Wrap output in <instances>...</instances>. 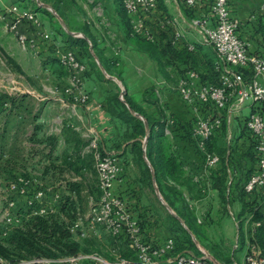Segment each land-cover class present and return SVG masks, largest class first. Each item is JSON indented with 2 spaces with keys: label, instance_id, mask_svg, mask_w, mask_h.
<instances>
[{
  "label": "built area",
  "instance_id": "built-area-1",
  "mask_svg": "<svg viewBox=\"0 0 264 264\" xmlns=\"http://www.w3.org/2000/svg\"><path fill=\"white\" fill-rule=\"evenodd\" d=\"M204 5L207 13L197 15L191 22V27L203 37V43L211 46L216 54V71L219 72V85H202L199 74L189 71L179 82L178 93L182 100L195 114L193 137L199 152L204 158L203 175L215 169L220 163V157L210 152L209 142L220 134L221 129L234 120L243 121V137L241 144L248 145V136L251 137L252 152L256 156V172L244 186L248 196L255 197L256 204L253 212L248 215L250 224V237L242 239L245 242L244 264H264V256L257 244L256 233L264 226V34L248 31V25L254 28L260 21L264 25V0L259 12L252 13L248 20L232 16L230 11L231 0H183V6L189 10L197 8L198 2ZM94 6L96 16L100 19V28L104 35L113 39L111 25L106 19L102 8L94 0H88ZM123 8L131 19L135 33L144 35L149 41H155V32L152 31L153 20L163 30L178 26L177 20H171L160 10L158 0H123ZM15 20L9 26L14 34L20 49L24 52L35 50V41L30 40L19 31L21 24H25L37 31V36L47 43V47L56 56L58 63L67 73L69 82L65 94L76 110L78 107L92 109V100L86 90V73L88 67L82 63L76 49L64 46L59 47L51 34L41 31L43 20L40 15L30 9L13 7L9 11ZM161 20V21H159ZM151 25V26H150ZM176 41L182 42V35L175 34ZM188 51L196 50L194 45L187 44ZM12 77V76H11ZM14 89H6L9 96L17 95ZM56 89L55 94L59 93ZM1 93V92H0ZM19 93V92H18ZM22 94V92H20ZM19 93V94H20ZM26 93V92H23ZM249 114L244 116V112ZM75 128V127H74ZM77 131H80L76 128ZM167 134H170L166 130ZM89 143L85 152H92L95 158V168L98 176V191L100 199L92 205L87 215L88 229H83L80 218L70 230L74 236L90 238L98 235L99 229H104L112 238L120 240L123 237L128 241L135 252L136 262L121 259L117 264H223L215 257L201 250L200 255L191 253L175 254V241L170 238L163 243H154L145 239L141 224L136 221L124 199L114 194V186L118 179L125 175V167L117 158L115 152H105L100 149L99 135L93 129H88L84 136ZM231 140L232 137L229 136ZM233 175V169L229 170ZM195 182H200L195 178ZM233 185L231 181L229 187ZM12 196H20L24 200V208L32 216L55 215L60 207L62 194L53 188H44L40 182L20 176L18 182L11 185ZM10 210L16 207L15 199L10 198ZM255 216L260 217L255 220ZM6 220L2 223L7 226V231L1 236L8 237L15 229L23 225L22 220L7 213ZM199 223H201L199 221ZM87 232V233H86ZM241 248V237L238 235L234 252ZM234 256V254H233ZM89 257L79 256L67 258L62 262L78 264L87 261ZM102 264H109L98 258H93ZM1 264H12L0 258ZM54 264L55 261L34 259L21 264ZM57 264V263H56ZM237 264V262H232Z\"/></svg>",
  "mask_w": 264,
  "mask_h": 264
},
{
  "label": "trees",
  "instance_id": "trees-1",
  "mask_svg": "<svg viewBox=\"0 0 264 264\" xmlns=\"http://www.w3.org/2000/svg\"><path fill=\"white\" fill-rule=\"evenodd\" d=\"M29 1L32 3L33 7H37L34 1ZM158 1L160 10L164 13L160 3L162 0ZM42 2L46 4L51 3L53 9L59 17L64 20L70 30L73 28L72 30H79L85 35H88L89 29L87 26H80V29H76L72 25L71 28V23H69L66 14L58 7L59 4H56L52 0H42ZM120 7L125 12L123 0H120ZM42 12L50 18V21L56 28V33L65 35L60 25L55 21L54 15L46 9H43ZM252 30H255L256 33L264 34L263 23L260 21L254 28L248 25V31ZM129 33L138 51L146 54L152 61L156 62L160 73L166 79H169L167 69L175 66L176 61L191 63V66L192 63L195 62V51H188L187 43L176 41L172 26H166L163 30L159 29L157 34L155 32L156 36L154 42L149 41L144 35L135 33L132 22H129ZM71 40V43H67L66 46L79 48L76 49V51L78 56L82 59V63H84V58L92 62L93 58L90 54L88 42L84 39L71 38ZM92 47L106 72L112 75L109 65L110 62L103 61V58L98 52L96 43L92 42ZM10 64H13L16 70L21 72V69L14 64V62H10ZM85 65L88 67L86 78L89 77L92 72L96 81L102 83L108 82L106 76L96 62L93 61L91 65ZM189 71L197 72L196 66H192L190 69L188 68L186 72L188 73ZM204 73L205 76L198 73L202 85H219V72L216 71L215 64L210 71L206 70ZM105 98L106 111L109 115L110 123L104 130L102 140L99 143L100 149L116 152L117 158L125 167L126 172L127 169L131 167L135 168L137 177L135 182L140 183L142 189L144 187L154 189V185L156 184L168 205L178 213L179 217L184 221L185 225L194 236H196L200 243H208V230L201 225L202 223L199 224L198 217H196L194 213V208L190 207V205L179 203L180 195H188L191 201H197L198 198L205 196L206 192L209 190L215 196L219 197V201L224 202L217 207L215 206L217 211H221L222 217L225 216L224 212L228 210L230 202L241 207L243 216L252 214L254 210L253 206L256 204V198L248 196L244 191L246 182L256 172V156L252 152L253 147L250 136H248V145L240 143L243 137V135H241L235 143L233 142L228 147L226 146L222 149L217 147L215 137L213 141L209 142L208 149L210 152L220 157L219 165L215 169L209 171L207 175H194V170H185L184 163L181 161L178 151L175 148L176 137L167 136L165 134V123L158 122L149 117L144 108L129 98L127 94L124 97L125 102H123L118 90L117 92L106 91ZM26 99L27 96H9L0 93V179L8 175L10 178L13 177L12 175L16 174L14 172L15 170H21L20 172H23L28 168L35 169L39 166V163L30 165L29 161H26L25 158V155L28 157H35L39 152L35 150L26 152L24 150L25 148L18 145L20 133L22 132L24 124L26 125L27 122L24 113L29 115L33 122L37 119V116L32 117L33 109L26 103ZM155 99L156 93L153 89L147 91L144 95L145 102L158 106V101ZM6 101L10 104L9 109H3L4 102ZM132 111L143 119L135 116ZM18 117L23 120H17ZM144 120L147 121L151 129L146 150L144 149L143 142L148 136V132ZM190 125L191 132L188 127V130L183 132V134L186 135L184 138L188 140L192 138L196 142L193 137L194 122L192 121ZM226 126L227 124L224 123L222 131ZM156 127H159L160 131L155 132ZM38 130L39 129L36 127V131ZM171 131L173 134L177 133L176 130L173 131L172 129ZM221 133L222 132H220V134ZM176 136L180 137L181 135ZM10 138L14 139V144L12 146H9ZM33 139L32 137L31 141H33ZM35 141L40 140L36 139ZM54 148L55 146H53V149ZM20 149H22V152ZM50 161V167L48 166L46 168L45 173L49 170H53L56 171L59 176H63L67 171H73V164H70V162H63L59 157ZM230 169H233L235 172L233 175L230 174ZM74 171L78 173L79 169H74ZM22 176L29 178V176ZM195 178H198L200 182H195ZM231 181L233 185L229 187ZM81 184V182H68L66 193L62 195L60 214L58 210L55 215L50 216L41 217L29 215V217L23 219V225L21 227L15 229L8 237H1L0 258L12 264L31 262L34 259L51 260L55 261L57 264H70L62 261L71 257L84 256V254L87 255L90 248L94 246L93 243L95 240L91 238V241L89 240L88 243L84 245L81 241L76 240L70 230L72 224H74L73 222L78 219V214L83 212ZM156 214L158 215V213ZM159 218L161 219L160 216ZM254 218L255 220L260 219L258 216ZM163 219L161 220L165 223L179 224L172 216ZM139 223L145 235V226L148 224L146 222ZM182 232L187 234L184 230ZM172 239L174 240V238ZM186 239L187 241L182 240L181 244H178V239L174 240L176 244L174 250L175 254L184 253L188 250L187 244H190L188 234L186 235ZM114 240L119 242L121 239ZM256 240L264 256V226L257 230ZM112 246H114V243ZM127 251V253L126 250L123 251L125 254L124 257L126 258L129 257L126 256V254H130L131 250L128 248ZM215 258L222 263L217 257ZM231 262L232 260L229 259L227 263L230 264Z\"/></svg>",
  "mask_w": 264,
  "mask_h": 264
},
{
  "label": "crops",
  "instance_id": "crops-1",
  "mask_svg": "<svg viewBox=\"0 0 264 264\" xmlns=\"http://www.w3.org/2000/svg\"><path fill=\"white\" fill-rule=\"evenodd\" d=\"M32 1L37 4L38 8L33 7L32 3L29 0H0L1 65L3 67H6L9 73V75L7 76H18L11 71L12 67L14 66L13 64H10V62H14V64H16L20 69L21 64L17 61V59L14 58L15 55L9 53V50L12 51L11 47L10 49L7 47V45L10 46V44L13 43L21 56L23 54V57H25L26 60L29 59L28 61L36 63L40 66V69L43 66V73L45 75L48 74L50 76L48 78L54 77V80L56 82L62 83L63 81V83L62 87L59 88L60 92L54 94L55 97H41L39 95H36L35 93H22L19 95H15L27 96L26 103L30 99H33L44 104L42 105V108L38 109L37 111L32 110V117L37 116V119L34 122L32 119L31 121L27 120L26 125L24 124L21 132L24 137L23 140L19 141L18 145L25 149L28 148L29 151L35 150L39 152V154L35 157H28L27 155H25L26 161H29L30 165H33L35 161L39 159V166L35 169L28 168L26 171H23L24 175L30 177L31 174H37L39 179L45 182H41V185L44 188H53L54 190L61 192V194L62 192H64L65 194L67 189L66 186L70 181L66 179L67 177L65 175L59 176L56 171L53 170H49L45 173L46 168L48 166L50 167V160L55 159L59 156V158H63L61 153L59 155L58 151H60V149L66 148L72 153V151H75L80 147L83 148L84 146H87L89 141L88 139H83V137L84 133H86L88 129H93L98 133L100 143L103 137L104 130L109 126L110 118L106 111L105 90L107 89H105L104 87L105 83L96 81L92 72L91 75L86 78V90H89L90 92L89 95L92 100V109L89 111L87 108L78 107L76 110H74L68 99V96L63 91V87L66 88V85H68L69 78H66V76L62 73H56L55 68H58V70H60L59 72L67 71L59 65L56 56L47 47V43L42 41L37 36V31L25 24L20 25L19 31L25 34L30 40L35 41V50L24 52L20 49L14 34L9 29V26L12 25L13 21L15 20L14 15L9 13L11 8L13 7L30 9L37 12L39 15H43V29H41V31H45L51 34L53 38H55L56 40L58 39V41L62 42L65 45L67 43H71V38L86 40L91 46V49H93L92 42L96 43L98 52L103 58V61L105 60L110 62V64H108L110 65L112 75H116V78L125 85L126 94L128 95V97L138 105L142 106L149 117L157 120L158 122L165 123V134L167 136L176 137L175 148L178 151L181 161L184 163L185 170H194L189 165L190 162H188L189 160L186 154L188 153V151L186 152V150H189L191 143L188 139L184 138V136L186 135L183 134L184 131L188 130V127L190 128L191 132L190 119H187L183 116V118L178 121L175 117L173 118V111L170 112L167 109L165 110L164 105L169 104L168 108L172 106L171 100L174 101L175 94H173V92L175 91H173L171 88L173 87V85H175V83H179L186 76V71L188 70V68L190 69V67L196 66L197 73L205 76L204 72H206V70L210 71L212 66L216 63V54L214 49L211 46L205 45L203 43L202 35L197 30L191 27V22L197 15L203 16L207 13L204 5H201L199 1L196 9L189 10L183 6V0L160 1L161 8L164 11L166 17L171 20L178 21V26L174 29L175 34H181L183 37L182 42L194 45L196 48L194 55L195 62L192 63V66L191 63H182L176 61L175 66L167 69L169 79H166L160 73L157 63L152 61L146 54L138 51L134 41L132 40V36L129 33V22L131 23V20L120 7V0H94L96 4L102 8L106 19H108L111 25V33L113 35V39H109L104 35V31L99 26L100 19L95 14L94 6L88 5V0H85V3L87 2V7L90 6V9L87 10L88 17L86 20V26L89 29L88 35H85L82 31L79 30H68L62 25H60V27L64 31L65 35L56 33L55 26H53V23L49 20V17L44 15V13L42 12L43 9H46L52 13V10L48 7L43 8L42 5L47 6V4L43 3L42 0ZM76 1L81 4L83 3V0ZM261 2L262 0H231V14L235 18L246 21L249 19L252 12H259L262 4ZM156 29L157 31H159L158 26H156V28L154 29L155 32ZM75 49L79 48L77 47ZM94 52L92 53L94 54ZM37 57L39 58L37 59ZM96 61L99 65L101 64L100 59L99 61L96 59ZM104 70H102V72L107 78L108 73L106 72V70ZM116 70L119 72L116 73ZM19 73L23 74L22 69ZM151 89H153L156 93L155 100L158 101V106L154 104H148L144 101L145 93ZM177 97L182 100L180 95H178ZM9 108V102H4L3 109ZM48 109H53V114L48 115ZM25 115L26 119H28L29 115ZM187 115L189 116V114ZM36 127L39 129L38 131H36ZM227 127L228 134L230 135V137H232L230 124H228ZM76 128L81 130L79 132L82 136L77 133ZM172 129L173 131H177V133H174L175 135L172 133ZM166 130H168L170 134H167ZM157 131H160L159 127L155 128V132ZM72 135L78 137L80 136L81 139L75 140L73 139ZM176 135L181 136L177 137ZM32 137L35 140L37 139L40 141H35L34 139L33 141H31ZM13 144L14 139L10 138L9 146H12ZM143 144L144 149L146 150L148 142L145 145L144 140ZM53 146H55L54 149ZM77 156L82 157L83 155H81L80 153ZM130 169H127V172L125 173L126 175L121 176L116 182L113 190L114 194L126 201V203L129 205L132 216L136 221L146 222L148 224L145 226V239L147 241L149 239V241L159 244L165 242L170 238H173V234L170 231V228L159 218L155 211H153L152 207L150 205H143L142 202L140 203L139 198L136 197L138 196V191L137 188L135 190L131 187V181L129 178L130 175L132 176V178L134 177L130 172ZM132 170L133 172H136L135 168H132ZM84 172V169H82L79 171V174H82ZM70 173H72V171ZM72 174L74 175V177H76V180H78L79 183L82 181L83 178L81 176L78 177L76 174ZM61 205L59 207V214L61 211ZM80 216L81 213L78 214V219L82 218ZM77 220L73 223H76ZM95 237L96 235H90V239H94ZM75 238L78 241V237L75 236ZM116 243L123 245V247L121 246V248L128 252L127 249L130 247L127 246L128 242L124 237Z\"/></svg>",
  "mask_w": 264,
  "mask_h": 264
},
{
  "label": "rangeland",
  "instance_id": "rangeland-1",
  "mask_svg": "<svg viewBox=\"0 0 264 264\" xmlns=\"http://www.w3.org/2000/svg\"><path fill=\"white\" fill-rule=\"evenodd\" d=\"M54 1L56 4H59L58 7L61 8V10L66 14L67 18L69 19V23L71 28L72 25L76 28V29H80V26H86V20L88 17V13L87 10L90 9V6L87 7L85 0H83V3H79L76 0H52ZM253 1V0H250ZM82 2V1H81ZM88 5H91L88 3ZM57 6V5H56ZM93 6V5H92ZM47 7L49 9H51L55 18V21L59 24L64 26L66 29L69 30V28L67 27V24L64 22V20L62 18L59 17V15L56 13V11L53 9L52 4H47ZM86 9H85V8ZM258 12V11H257ZM56 13V15L54 14ZM252 13H255L252 12ZM251 13V14H252ZM41 19H43V15H40ZM60 18V19H59ZM50 20V18H49ZM62 24H61V21ZM161 21V20H159ZM154 24L150 23L152 25V31H155L154 29L157 26V20L154 19L153 20ZM73 29V28H72ZM157 29H156V34H157ZM5 40V38H4ZM53 41H55V43H57V45H59V47H64L66 45H64L62 42L58 41V39L56 40L55 38H53ZM11 43V42H10ZM90 46V45H89ZM7 47L11 50H9L10 54L15 55L12 56L15 59H17V61L21 64V69L23 71V74H20L15 67H12V72H14L16 75H12L14 77H9L7 75H9L6 67H3L1 65L0 62V92L1 93H5L6 89H14L15 88V94L19 95L20 92H26V93H35L36 95H39L41 97H55L54 94L56 92V89L62 87V83H58L54 80V77L52 75L53 78H48L50 77L48 74H44L43 70L44 67L42 66L40 69V66L37 65L34 62H30L28 61L29 59H25V57H23V54L21 56V54L19 53V51L15 48V45H13V43L9 45H7ZM90 48V54L92 56V60L94 62L97 63L96 59L99 61L98 56L96 55V53L94 52L95 55H93L92 51H91V46ZM11 51V52H10ZM17 55V56H16ZM39 57H37L38 59ZM82 60V59H81ZM85 64H92V62L86 58L83 59ZM17 62V63H18ZM100 63V62H99ZM98 64V63H97ZM98 66L100 67L101 71L104 70V68L102 67V65L98 64ZM11 69V68H10ZM56 73H62L66 76V78L68 77V73L67 72H59L60 70H58V68H55ZM117 69V68H116ZM16 71V72H15ZM41 71V72H40ZM105 71V70H104ZM119 71L116 70V73H118ZM25 75V76H24ZM22 76V77H20ZM113 77V80H111L110 78ZM106 80L108 82H105L104 87L105 92L106 91H116L118 90L119 94H120V98L123 95V91L125 89V85L116 78V75H110L108 74V77L106 78ZM67 81V80H65ZM178 85L179 83H175V85H173V87L171 88L173 91V94H175V98L174 101H172V106H169V104H165L164 105V109L169 110L170 112L173 111V118L175 117L178 121H180L183 116L185 118H189L190 119V124L193 121L194 122V117L195 114L192 112V109L184 102L182 101L179 97H177L178 94ZM67 88V85H66ZM65 87H63V91L66 90ZM19 92V93H18ZM87 93L90 94L89 90H87ZM21 94V93H20ZM126 95V94H125ZM124 95V97H125ZM15 96V95H14ZM125 101V99H124ZM29 107L33 109V111H37L38 109L42 108V105H44L41 102H38L37 100H33L30 99L28 102ZM47 111H49L48 115L53 114V109H48ZM189 114V116L187 114ZM56 114V113H55ZM54 114V115H55ZM184 114V115H183ZM249 114L248 111L244 112V116H247ZM25 115V113H24ZM31 117H29L27 120L31 121ZM17 120L22 121L23 119L18 117ZM47 120V119H46ZM192 120V121H191ZM182 123V121H181ZM29 126V125H27ZM243 121H241V119L238 120H234L232 123H230V130H231V134H232V139H229V134H228V127L226 126L225 129L222 131L221 129V134L216 136V143H217V147L218 148H224V147H228L230 144H232L233 142L235 143L240 137L241 135H243ZM81 131V130H80ZM77 133H79L81 135V133L79 131H77ZM87 133V131H86ZM86 133H84V136L86 135ZM73 136V139L78 140L81 139V137L79 136ZM82 136V135H81ZM21 138H19L20 140H23L24 135L21 133L20 135ZM85 137H83L84 139ZM85 140H87L85 138ZM190 147L189 150H186V152L188 151L187 157H188V162H190V166L192 167V169H194V175L198 174L200 176L203 175V169H204V158L203 155L199 152L196 142L190 138ZM85 145V143H84ZM86 147L84 146L83 148L80 147L79 149L72 151V153L70 151H68L66 148L64 149H60L59 155L61 153V155L63 156V158H61V161H65L66 163L73 164L72 166V170L74 171V169L78 170H82L84 169V173L79 174V172H73L74 174H76L78 177H82V181H81V185H82V209L83 212H81V216L82 217V221H83V229L87 230L88 228V221H87V215L90 212V209L92 207V205L97 204L99 199H100V193L98 191V176L96 173V164H95V158H94V154L92 152H85L86 151ZM22 152V149H20ZM26 152H29V149L26 148L24 149ZM105 152H110L104 149ZM183 151V150H182ZM114 152V151H112ZM81 153V155H83L82 157H78L77 155H79ZM116 153V152H115ZM60 157V156H59ZM39 159L35 161V163L33 165H35L36 163H38ZM77 161H81V162H77ZM38 167V166H37ZM33 169V168H31ZM132 175L134 178H132V176L130 175V181H131V187L133 189L138 191V197L140 200V203L142 202L143 205H147V206H151L153 211H155V213H158V215L161 217V219L166 218L168 216H172L174 217L179 224H174V223H165L171 230L172 234H173V238L178 239V244L182 243V240H186V235L188 234L189 239H190V244H187L188 246V250H186L184 253H191V254H195V255H200L201 250L206 251L209 255H211L212 257H217L219 260L225 263L223 264H229L227 262H229V259L232 260V262H237V264H244L245 262V242L244 240L242 241L243 237L249 238L250 237V224L248 223V215L243 216L242 215V209L241 207H239L236 204H233L230 202V206L228 207V210H224V214L225 216L222 217V213L221 211H217L216 207L221 204L224 203L223 201H219V197L215 196L213 193H211V191H207L206 195L203 197L198 198V200L196 201H191L189 196H183L180 195V202L179 203H184L186 205H190V207L194 208V213L196 215V217H198V220L202 223L201 225L203 227L206 228V230H208V243H200L199 240L196 238V236H194V234L188 229V227L185 225L184 221L179 217L178 213L176 211H174L166 202L164 196L161 194L160 190L158 189V186L155 184L154 185V189H150V188H146L144 187L143 189L140 187V183H136L135 184V180H136V172H133L132 168L130 169ZM136 170V169H135ZM21 171V170H20ZM15 170L14 172L16 173L15 175H12L13 177L10 178V176H5V177H1L0 179V239L1 236L4 234L6 230V228H8L9 226L2 224V223H9L6 220V215L7 213H11L13 217L18 218L20 220L23 221V219L29 217L30 212L24 208V200L23 198H21L20 196H12V192H11V185L15 184L18 182V179L20 176L24 175L23 172H20ZM71 172V171H70ZM70 172L65 173L64 175L67 177L66 179L68 181H70V183H77L78 180H76V177H74V175ZM199 177V176H197ZM30 179H32L34 182H44L42 180L39 179V177L37 176V174H31V176L29 177ZM45 183V182H44ZM142 190V191H141ZM64 194V192H62V195ZM182 196V197H181ZM14 198L15 202H16V207L13 210H10L9 204H10V198ZM216 206V207H215ZM178 216L181 221H179L177 219ZM79 218V217H78ZM79 220V219H78ZM77 220V221H78ZM150 220V219H148ZM164 220V219H163ZM200 224V223H199ZM99 229V234L94 238V240L96 239V241H94L93 243V247L90 248L89 253L86 255L84 254L85 257H89L87 259V261L85 262H80L78 264H102L100 262H98L97 260H92L93 258H98L101 261H105L109 264H117L119 260L121 259H126L124 256L125 254L123 253V249L121 248V246L123 247V245L117 244L115 243V240L104 230L101 229V227H98ZM186 231L187 234H184L182 231L183 230ZM87 233V232H86ZM2 234V235H1ZM241 237V248L240 251L238 252H234V246L236 244V240H237V236ZM80 239V240H79ZM91 241V239L89 237L87 238H80L78 236V241H81L84 245H86V243H88V241ZM149 241V239H148ZM128 242V241H127ZM114 243V246H112ZM112 244V245H110ZM127 246L130 247L129 250H131L130 254H126V256H129L128 259H126L127 261H132V262H136L137 258L135 255V252L133 251V249L131 248L130 244L127 243ZM127 253V252H126ZM234 254V256H233ZM6 262H8L7 260H5ZM232 262L230 264H232ZM1 264V263H0ZM6 264V263H4Z\"/></svg>",
  "mask_w": 264,
  "mask_h": 264
},
{
  "label": "water",
  "instance_id": "water-1",
  "mask_svg": "<svg viewBox=\"0 0 264 264\" xmlns=\"http://www.w3.org/2000/svg\"><path fill=\"white\" fill-rule=\"evenodd\" d=\"M42 7H43V8H47V6H45V5H42ZM52 12H53V11H52ZM54 14L56 15V13H54ZM59 19H60V18H59ZM60 21H61V20H60ZM61 23H62V21H61ZM91 51L93 52V49H91ZM93 55H95V54H93ZM110 79L113 80V78H110ZM125 94H126V91L124 90V91H123V95H122V97H121V100H122L123 102H125V101H124V95H125ZM132 113H133L135 116H137V117L143 119L141 116H139L138 114H135L133 111H132ZM144 123H145V125H146V129H147V132H148V136H147L146 139H145V145H146L147 142H148V140H149L150 127H149L147 121L144 120ZM175 217H177V219H178L179 221H181V219H180L178 216H175Z\"/></svg>",
  "mask_w": 264,
  "mask_h": 264
}]
</instances>
